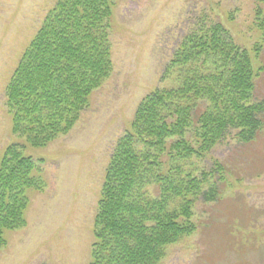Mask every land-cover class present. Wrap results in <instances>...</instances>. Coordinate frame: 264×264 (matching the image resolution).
<instances>
[{"label":"trees","instance_id":"obj_1","mask_svg":"<svg viewBox=\"0 0 264 264\" xmlns=\"http://www.w3.org/2000/svg\"><path fill=\"white\" fill-rule=\"evenodd\" d=\"M115 3L49 0L16 63L6 99L22 140L0 156V248L7 231L26 224L28 190L46 186L25 150L69 133L114 72ZM255 14L264 34V12L257 7ZM164 77L177 84L149 92L112 146L89 264H158L167 246L197 230L196 200L219 192L223 164L215 160L214 170L199 172L193 158L209 155L232 128L250 142L264 125V99L253 100L258 75L250 52L218 20L202 16L191 25Z\"/></svg>","mask_w":264,"mask_h":264},{"label":"rangeland","instance_id":"obj_2","mask_svg":"<svg viewBox=\"0 0 264 264\" xmlns=\"http://www.w3.org/2000/svg\"><path fill=\"white\" fill-rule=\"evenodd\" d=\"M115 69L75 127L47 146H28L46 180L28 190L26 224L6 232L0 264H89L94 220L112 146L140 101L177 82L164 69L180 39L202 16L218 20L247 48L258 75L253 100L264 99V34L255 10L264 0H115ZM49 0H0V156L20 142L7 111L6 86ZM257 42L260 51L254 49ZM230 129L209 155L193 158L201 170L225 167L217 198L200 196L197 230L167 246L158 264H264V125L250 142ZM214 184L218 188V179ZM155 194L158 189L153 188ZM30 191V192H29Z\"/></svg>","mask_w":264,"mask_h":264}]
</instances>
